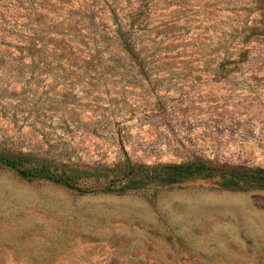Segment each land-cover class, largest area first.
<instances>
[{
	"label": "rangeland",
	"instance_id": "rangeland-1",
	"mask_svg": "<svg viewBox=\"0 0 264 264\" xmlns=\"http://www.w3.org/2000/svg\"><path fill=\"white\" fill-rule=\"evenodd\" d=\"M18 153L88 191L126 157L264 169V0H0V155ZM0 264H264V189L80 193L0 167Z\"/></svg>",
	"mask_w": 264,
	"mask_h": 264
},
{
	"label": "trees",
	"instance_id": "trees-1",
	"mask_svg": "<svg viewBox=\"0 0 264 264\" xmlns=\"http://www.w3.org/2000/svg\"><path fill=\"white\" fill-rule=\"evenodd\" d=\"M50 161L30 153H18L12 156L0 155V167L14 171L23 179H45L76 190L80 193L103 192L123 194L139 190L154 183L179 184L192 178L217 179L222 189L249 191L264 189V169L233 166L197 157L181 163H158L148 165L133 163L126 157L119 175L109 180L103 189L85 190L79 187L72 177L56 173ZM77 174L97 175L102 170L86 171L74 169ZM106 177V176H105ZM120 182L119 185H114Z\"/></svg>",
	"mask_w": 264,
	"mask_h": 264
}]
</instances>
